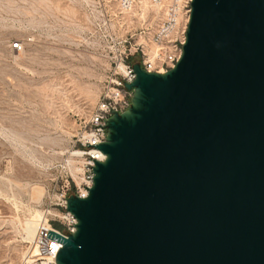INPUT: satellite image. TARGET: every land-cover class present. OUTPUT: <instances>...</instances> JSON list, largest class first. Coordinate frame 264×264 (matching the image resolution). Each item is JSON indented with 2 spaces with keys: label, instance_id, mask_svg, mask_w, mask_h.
Masks as SVG:
<instances>
[{
  "label": "water",
  "instance_id": "95a60500",
  "mask_svg": "<svg viewBox=\"0 0 264 264\" xmlns=\"http://www.w3.org/2000/svg\"><path fill=\"white\" fill-rule=\"evenodd\" d=\"M182 56L139 64L56 264H264V0H192Z\"/></svg>",
  "mask_w": 264,
  "mask_h": 264
},
{
  "label": "rangeland",
  "instance_id": "374dc122",
  "mask_svg": "<svg viewBox=\"0 0 264 264\" xmlns=\"http://www.w3.org/2000/svg\"><path fill=\"white\" fill-rule=\"evenodd\" d=\"M118 1L0 0V262L21 260L25 222L55 213L66 180L84 173L71 156L76 139L119 43L139 28L133 13H118ZM17 42L18 52L10 49Z\"/></svg>",
  "mask_w": 264,
  "mask_h": 264
},
{
  "label": "built area",
  "instance_id": "2783aa9c",
  "mask_svg": "<svg viewBox=\"0 0 264 264\" xmlns=\"http://www.w3.org/2000/svg\"><path fill=\"white\" fill-rule=\"evenodd\" d=\"M141 1H148L149 7L142 11ZM192 0H119L118 13H133V21L139 24L138 30L130 35L129 40L120 42L121 50L116 54L108 69L99 100L84 123V133L77 137L84 173L78 183L66 180L65 191L60 195L51 213L46 210L38 222L34 237L28 244L23 257L18 263L1 261L0 264H56V256L61 244L50 237L56 235L67 237L75 232L76 220L66 211V200L70 196L80 199L87 197V190L92 186V168L94 162H103L105 156L96 149L106 138V122L113 114L121 115L130 107L132 90L126 91L124 85L135 80L132 70L134 64L148 74H165L173 69L182 56V47L190 17ZM11 50L21 51L20 42L11 45ZM137 57V62L130 61ZM71 176V174H70ZM54 222L60 226L56 228Z\"/></svg>",
  "mask_w": 264,
  "mask_h": 264
},
{
  "label": "bare ground",
  "instance_id": "6f19581e",
  "mask_svg": "<svg viewBox=\"0 0 264 264\" xmlns=\"http://www.w3.org/2000/svg\"><path fill=\"white\" fill-rule=\"evenodd\" d=\"M146 1L145 2H143V1H141L140 2V7H144V8H141L142 9V11H144L145 10V7H146ZM80 154L79 153H73V154H71V156H79ZM72 164V162L69 160L68 161V164ZM70 164V165H71ZM69 165V166H70ZM72 168V167H71ZM74 170V169H73ZM76 170V169H75ZM78 173H79V170H76ZM75 171V172H76ZM41 195H42V192H41V190H36L35 192H34V197L36 198V199H38L39 200V198L41 197ZM43 196V195H42ZM34 213V212H33ZM42 214H41V212L40 211H38V212H35V214L33 215V217H31V219L30 220H28V221H26L25 222V224H24V227H23V237H24V241H28L29 243L32 241V239H33V237H34V234H35V230H36V227H37V224H38V222L42 219Z\"/></svg>",
  "mask_w": 264,
  "mask_h": 264
}]
</instances>
